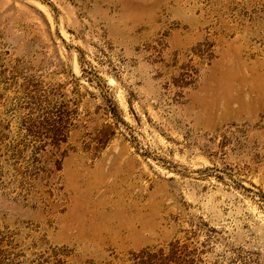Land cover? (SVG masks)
I'll list each match as a JSON object with an SVG mask.
<instances>
[{
    "label": "rangeland",
    "instance_id": "obj_1",
    "mask_svg": "<svg viewBox=\"0 0 264 264\" xmlns=\"http://www.w3.org/2000/svg\"><path fill=\"white\" fill-rule=\"evenodd\" d=\"M0 264H264V0H0Z\"/></svg>",
    "mask_w": 264,
    "mask_h": 264
}]
</instances>
